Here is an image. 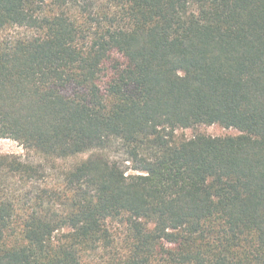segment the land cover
<instances>
[{"label": "trees", "instance_id": "obj_1", "mask_svg": "<svg viewBox=\"0 0 264 264\" xmlns=\"http://www.w3.org/2000/svg\"><path fill=\"white\" fill-rule=\"evenodd\" d=\"M0 137V264H264V0H0Z\"/></svg>", "mask_w": 264, "mask_h": 264}, {"label": "rangeland", "instance_id": "obj_2", "mask_svg": "<svg viewBox=\"0 0 264 264\" xmlns=\"http://www.w3.org/2000/svg\"><path fill=\"white\" fill-rule=\"evenodd\" d=\"M180 134H183L187 137H192L197 133H206L213 136H220V135H234L238 134L239 131L235 128H227L220 124H213V125H203L197 128H191L186 130H180ZM0 153H10V154H18L21 155L24 159H31V160H40L38 155L34 154L33 152H28L18 141L10 139V138H1L0 137ZM114 154L121 160L125 159V154L121 151H116ZM88 156L86 154H80L76 157H73L67 161H63L64 165L71 164L72 162L81 161ZM67 163V164H66ZM49 173L53 172L48 170ZM48 174V173H47Z\"/></svg>", "mask_w": 264, "mask_h": 264}]
</instances>
